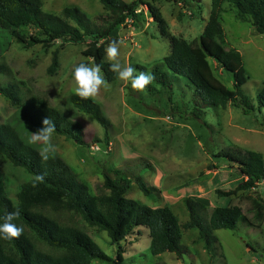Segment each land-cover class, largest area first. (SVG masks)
I'll list each match as a JSON object with an SVG mask.
<instances>
[{
    "label": "trees",
    "instance_id": "1",
    "mask_svg": "<svg viewBox=\"0 0 264 264\" xmlns=\"http://www.w3.org/2000/svg\"><path fill=\"white\" fill-rule=\"evenodd\" d=\"M179 1L190 6L202 0ZM100 2L107 19L98 25L76 7H66L60 15H55L44 11L43 0H0V80L10 75L5 54L16 41L28 49L35 46L48 49L57 42L61 47L88 43L82 52L88 61L81 63L90 65V59L94 65L100 64L107 79L116 81L118 74L111 71L107 62L106 43L114 41L111 36L118 27L138 18L137 11L144 3L141 0ZM145 5L166 35V22L160 12L151 4ZM227 10L251 25L257 34L264 35V0H212L211 14L199 43L170 37L171 53L152 68L155 79L145 89L154 93L160 87L174 95L176 87L187 88L193 97L192 116L197 120L210 108L233 105L245 114H260L264 125V89L255 99L243 92L250 78L241 53L227 42L222 26V16ZM210 60L218 64L222 73L232 75L233 89L215 76ZM58 67L59 50H56L49 72H55ZM141 69L146 72L145 68ZM0 94L16 108V117L0 124V223L9 212L18 210L20 215L12 223L24 229L18 237H0V264H92L94 260L124 264L121 243L138 228L149 230L154 256L172 253L183 260L187 254V248L181 245L184 232L197 230L210 253L217 241L214 232L223 229L236 232L238 224L247 221L238 206L210 209L187 199L189 220L182 224L169 207L152 208L128 199L126 195L134 182L145 195H150L151 190L139 175L132 180L119 169L113 170L112 175L105 174L103 186L107 193H92L59 154L44 152L31 137L42 129L45 119H50L56 128L54 135L90 148L99 138L94 133L88 134L85 124L74 117L84 113L108 128L109 122L99 106L90 98L70 94L64 104L76 112L69 115L14 78L7 84L0 82ZM216 157L238 169L247 179L230 192L217 190L219 196L230 197L264 182L263 154L226 148ZM37 176L43 179L37 180ZM78 219L106 232L111 242L119 245L115 259L100 248ZM248 247L254 249L250 244Z\"/></svg>",
    "mask_w": 264,
    "mask_h": 264
},
{
    "label": "rangeland",
    "instance_id": "2",
    "mask_svg": "<svg viewBox=\"0 0 264 264\" xmlns=\"http://www.w3.org/2000/svg\"><path fill=\"white\" fill-rule=\"evenodd\" d=\"M141 1L144 5L138 18L129 19L111 36V40L119 41L117 60L122 66L135 67L136 75L142 72L141 68L151 72L170 55V37L199 43L212 10V0L193 2L190 6L179 0ZM145 4H151L160 12L166 22V35L150 17ZM66 7L79 8L98 25L107 19L100 0H43V9L48 13L60 15ZM222 26L229 45L241 53L250 78L243 92L255 99L264 89V35L257 34L251 25L238 20L229 10L223 13ZM110 43H106V48ZM87 44L61 47L57 42L48 49L42 46L28 49L15 41L5 54L10 75L0 82L7 84L13 78L24 82L34 94L72 115L76 111L64 103L67 96L76 94L71 73L76 65L88 61L82 55ZM56 50H59V67L50 73ZM107 62L113 63L108 58ZM210 63L215 76L233 89L232 75L222 73L215 61L210 60ZM102 74L108 87H101L97 95L88 98L99 106L109 122L108 128L84 113L74 117L85 124L88 134L97 135L99 141L87 148L53 134L47 151L43 142H37L43 151L59 154L94 194L107 193L104 176L112 175L115 169L122 170L132 180L139 175L151 194L145 195L134 182L126 197L152 208L169 207L182 224L189 220L187 199L210 209L238 206L247 220L238 224L236 232L226 229L214 232L217 241L210 253L205 250L197 230L184 232L181 245L187 248V254L183 260L172 253L154 256L149 230L138 228L121 243L124 264H264V182L230 197L219 196L217 190L230 192L247 179L238 169L216 157L226 148L264 155V125L260 114L248 115L228 105L210 108L197 120L192 116V93L185 87H176L174 95L160 87L151 93L146 89H133L130 81L119 77L110 81ZM15 117L16 108L0 94V124ZM76 221L108 256L116 258L119 245L113 244L106 232L91 228L80 219ZM92 264L116 263L94 260Z\"/></svg>",
    "mask_w": 264,
    "mask_h": 264
},
{
    "label": "clouds",
    "instance_id": "3",
    "mask_svg": "<svg viewBox=\"0 0 264 264\" xmlns=\"http://www.w3.org/2000/svg\"><path fill=\"white\" fill-rule=\"evenodd\" d=\"M119 54V41H112L106 49V55L108 60L113 61L110 64V69L114 73L118 74L119 79L123 81H130L131 87L137 90H144L146 86L151 84L155 77L151 72H139L136 73V68L129 66H122L117 60ZM101 65H89L87 63H80L74 67L73 79L76 83L75 93L83 98L93 97L97 95L101 87L105 89L108 87V83L105 80ZM56 131L54 123L50 119L43 121V127L39 131L32 134L33 142H43L45 145V151H47L50 145V139ZM37 180H42V176H37ZM20 215L18 210L9 212L4 218V222L0 223V237L10 239L20 236L24 229L21 226H17L12 221Z\"/></svg>",
    "mask_w": 264,
    "mask_h": 264
},
{
    "label": "built area",
    "instance_id": "4",
    "mask_svg": "<svg viewBox=\"0 0 264 264\" xmlns=\"http://www.w3.org/2000/svg\"><path fill=\"white\" fill-rule=\"evenodd\" d=\"M140 12H141V9L137 11V14H139ZM127 22H128V20H127ZM127 22H126V23H127Z\"/></svg>",
    "mask_w": 264,
    "mask_h": 264
}]
</instances>
